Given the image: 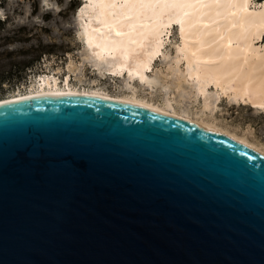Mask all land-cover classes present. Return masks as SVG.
<instances>
[{
    "label": "water",
    "instance_id": "1",
    "mask_svg": "<svg viewBox=\"0 0 264 264\" xmlns=\"http://www.w3.org/2000/svg\"><path fill=\"white\" fill-rule=\"evenodd\" d=\"M0 264H264V154L117 96L1 103Z\"/></svg>",
    "mask_w": 264,
    "mask_h": 264
},
{
    "label": "bare ground",
    "instance_id": "2",
    "mask_svg": "<svg viewBox=\"0 0 264 264\" xmlns=\"http://www.w3.org/2000/svg\"><path fill=\"white\" fill-rule=\"evenodd\" d=\"M79 16L86 17L81 35L88 51L85 62L94 74L101 80L126 76L149 89V94L158 83L149 71L163 50L165 35L177 25L181 42L176 46V65L170 69L174 68L172 74L183 72L177 76L178 88L184 80L195 100L202 97L199 116L175 107L173 101L180 102L177 97H166L160 104L151 97L140 96L130 82L129 93L120 95L96 87L97 84L78 88L71 83V74L62 83L58 75L43 76L27 91L0 99V104L40 96H117L206 126L264 154L260 144L203 116L216 112L222 95L264 109V2L259 5L256 0H87ZM183 61L185 71L180 68ZM211 88L214 90L210 91Z\"/></svg>",
    "mask_w": 264,
    "mask_h": 264
},
{
    "label": "rangeland",
    "instance_id": "3",
    "mask_svg": "<svg viewBox=\"0 0 264 264\" xmlns=\"http://www.w3.org/2000/svg\"><path fill=\"white\" fill-rule=\"evenodd\" d=\"M256 1L259 5L263 2ZM86 3L87 0L3 1L0 6V62L27 60V69L21 78H18V69H13L12 72L17 74L12 73L13 80L10 83L0 85V99L18 91H27L30 85L37 84L43 76L58 75L62 83L71 74V83L78 88H91L97 84L96 87L120 95L129 93L127 83L130 82L136 86L140 96L151 97L160 104L165 102L166 97H177L180 102L173 101L175 107L185 108L191 115L199 116L197 113L202 108V97L195 100L190 85L184 80L182 87L178 88V77L183 72L172 74L174 68L170 69L176 65V46L181 42L178 26L171 27L169 34L165 35L163 50L156 57L152 71H149V75L158 80L156 90L149 94V89L136 81H130L126 76L101 80L90 65H86L88 51L85 50V40L81 35L86 17L79 16ZM8 51L12 53L8 54ZM185 65V61L180 64L181 70L185 71ZM69 66L74 70L70 71ZM6 68L10 69L9 66ZM76 70L82 73L77 74ZM212 88L210 91L214 90ZM203 116L264 147V109H257L251 102L234 101L229 95H222L216 112Z\"/></svg>",
    "mask_w": 264,
    "mask_h": 264
},
{
    "label": "trees",
    "instance_id": "4",
    "mask_svg": "<svg viewBox=\"0 0 264 264\" xmlns=\"http://www.w3.org/2000/svg\"><path fill=\"white\" fill-rule=\"evenodd\" d=\"M4 0H0V6L2 5ZM264 2V0H262ZM4 53V52H3ZM12 52L8 51V54H11ZM8 58V57H6ZM1 60V58H0ZM10 67L8 70L6 67ZM17 68L18 72V78L22 77V73L27 69V60H16V61H10L6 63H1L0 62V85H3L4 83H10L13 79V74L17 72H12L14 68Z\"/></svg>",
    "mask_w": 264,
    "mask_h": 264
}]
</instances>
